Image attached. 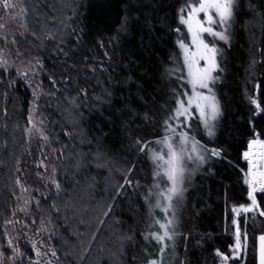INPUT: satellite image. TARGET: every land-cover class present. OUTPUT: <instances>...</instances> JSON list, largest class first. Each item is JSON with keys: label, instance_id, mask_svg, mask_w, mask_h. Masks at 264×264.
Wrapping results in <instances>:
<instances>
[{"label": "trees", "instance_id": "trees-1", "mask_svg": "<svg viewBox=\"0 0 264 264\" xmlns=\"http://www.w3.org/2000/svg\"><path fill=\"white\" fill-rule=\"evenodd\" d=\"M16 2L26 8L16 50L23 61L38 59L43 65L42 87L49 97L41 100L40 114L48 120L51 148L57 149L53 159L63 152L58 164L63 191L57 196L52 187L39 207L32 204L27 223L39 227L43 220L55 232L51 244L57 257L51 256V264H146L158 251L154 241L144 239L151 223L145 195L153 164L135 142L157 146L176 107L172 90L182 92V83L167 69L178 54V11L190 0ZM229 38L215 41L220 49L215 90L222 109L216 135L206 136L197 121L183 130L209 149H223V158L211 157L194 175L185 193L176 256H164L163 264H225L217 249L229 257L226 264H257L264 193L255 194L260 208L239 218L241 242L245 232L248 238L240 258L231 251L232 208L251 203L242 153L255 133L264 139V113L254 115L249 100L255 97L264 108V0H236ZM31 105L28 84L0 66V261L11 254L8 221L21 198L16 180L22 184L30 160L24 128ZM133 165V186L116 198ZM21 247L17 264H34L29 244Z\"/></svg>", "mask_w": 264, "mask_h": 264}, {"label": "snow or ice", "instance_id": "snow-or-ice-1", "mask_svg": "<svg viewBox=\"0 0 264 264\" xmlns=\"http://www.w3.org/2000/svg\"><path fill=\"white\" fill-rule=\"evenodd\" d=\"M17 7L18 5L13 0H0V8L6 12H11ZM235 7L236 0H190L187 5L181 7L178 11L179 24L186 27L191 43H186L183 38L177 39L176 45L180 52L177 57H174L176 67L167 69V72L171 76L173 73L183 70L184 74L177 77V79L182 80L184 85L190 88V92L172 90L176 107L172 110V115L164 121L165 134L155 141V144L159 146L158 150L150 146L151 142H145L140 139H137L135 142V145L139 148V152L146 154L153 164V184L145 195V201L148 203L152 219L149 230L144 234V239L149 243L154 241L155 244L159 245V257L149 258L146 264H163V256L166 251L171 248L175 252L178 236L176 231L178 227L176 202L182 200L184 197L185 182L190 175L189 165L194 164L196 167H200L207 163L211 157L223 158V149H209L201 144L195 136L189 135L187 131L179 129H181L182 124H186L188 127L191 126L189 121L192 119L194 110L198 113V119L200 124L203 125L205 134L209 138L216 135L215 130L217 122L222 116V109L220 101L213 91V85L218 79L215 74L220 71L218 60L220 49L214 43L206 42L204 37L207 34L213 37V40L228 43L230 39L229 28L233 22ZM19 14L26 15V8L24 6H19ZM217 26L221 29L220 31L216 30ZM3 27L4 25L0 24V28ZM121 30H124V25H121ZM175 31L179 33L181 29L178 27ZM12 43H16V41L13 40ZM17 55L19 56L20 53L17 52ZM181 59L182 66L179 64V60ZM6 64L7 61L3 58L2 49H0V66ZM37 66L43 67L38 59L32 67L35 68ZM20 75L27 76V73H20ZM33 97L35 100L40 99V95L36 91H33ZM249 100L255 108L254 115L259 116L264 113V108L261 107V104L255 97H249ZM38 112L39 108L33 102L29 108L27 126L24 128V133L29 140L38 138L51 147V136L45 127L44 120H37L35 118ZM5 115H7L6 112ZM173 120L180 123H177L173 127L172 123H170ZM65 135L70 136V133L66 132ZM177 137L179 138L178 141ZM52 151L57 152V149L53 147ZM42 156L43 158L37 163L36 167L43 169V172L38 171L36 175L40 180L45 181V187H54L58 196L63 191L62 185L58 180L59 158L63 156V152L60 151L56 159L44 153H42ZM242 159L248 164L244 183L248 187L247 196L251 203L241 204L232 208L235 245L231 247V251L234 254L247 250L248 238L245 232L243 235L244 242H241L242 233L239 218L241 215L247 216L249 213H255L260 208L255 194L257 192L264 193V139L260 138L259 133H255L254 137L248 140L247 149L242 153ZM49 164L52 165L51 175L46 176ZM134 168L135 166L133 165L132 168L128 169L123 184H120L117 188L116 198L121 195L126 187L133 186L132 173L134 172ZM19 170L18 168L17 171ZM164 181H166V184L162 187L161 185ZM16 184L21 185L19 178H17ZM139 186V181H136L135 187L138 188ZM153 189H156V191L153 192ZM21 191L26 192L28 189L21 185ZM153 196H155V204L151 200ZM28 203L29 201L26 200L25 206L20 207L18 211L27 215ZM36 203L39 207L40 202L37 201ZM114 206V203L109 205L108 211L104 215H110ZM53 207L55 208V204H53ZM155 209H159L164 214L163 220L155 216ZM13 215H15V211ZM259 215L264 216V210H260ZM14 222L19 223V221ZM8 223H13V221H8ZM41 224V230H44L43 220ZM153 228L157 230L153 231ZM185 240H187V237H185ZM258 240L259 245L256 251V260L257 264H264V235H260ZM8 245L12 247L15 254L22 255L19 249L14 247L11 238L8 240ZM32 248L38 258L42 255H47V253H42L36 244H33ZM48 251L52 257H57L55 249H49ZM145 254L148 255L147 251ZM215 255L220 257L225 264L229 260V257L219 249L215 251ZM0 264H2V261H0ZM30 264H33V262L30 261ZM34 264H41V261L38 259ZM48 264H51V261H48ZM179 264H186V261L181 260Z\"/></svg>", "mask_w": 264, "mask_h": 264}, {"label": "rangeland", "instance_id": "rangeland-1", "mask_svg": "<svg viewBox=\"0 0 264 264\" xmlns=\"http://www.w3.org/2000/svg\"><path fill=\"white\" fill-rule=\"evenodd\" d=\"M13 2L16 3L18 7L13 9L11 12H6L4 9L0 8V24L4 25L3 28H0V49H2L3 58L7 61V64L2 67L6 71L15 70L18 73V75H20V73H25V72L27 73V76H23V75H20V76L23 78V80L28 84V86L31 89L32 104L33 102H35L36 106H38L39 108V112L36 113L35 118L37 120L43 119L45 122V127L49 132L48 120L45 118L44 114L43 115L40 114V110L44 109L43 105L41 104V100L49 97L45 89L42 87L41 78H42L43 68H40L39 66L35 68L32 67V65H34L36 61L25 62L22 59H20L19 56L17 55L16 45L15 43H12V41L15 40L16 37L22 36L21 34L25 33L24 14H19L20 5L18 4V2H16V0H13ZM201 19H203V17H201ZM180 29L181 31L178 33L179 38L185 39V42L190 44L191 41H190V38L188 37L186 27L183 25H180ZM216 30L220 31L221 29L217 26ZM204 38L206 42L214 43L216 47L218 46L215 43V41L225 43L224 41L213 40V37L208 36L207 34H205ZM179 52L180 50L178 48V54L176 56H173L172 58L171 68L176 67V64L174 63V57H177L179 55ZM179 64L182 66V59L179 60ZM182 74H184L183 70H181V72L173 73V76L177 78L181 76ZM179 81L182 83V92L183 91L190 92V88L184 85L182 80H179ZM215 84L213 85V91L216 94ZM33 91H36L40 95L39 100H35V98L33 97ZM193 121H197L201 129L204 130L203 125L200 124L199 122L198 113H196L194 110H193L192 119L189 121V124L191 126L188 127V125L182 124L181 129L186 130L188 128H191ZM170 123H172L173 127H175L176 124L180 122L173 120V121H170ZM204 134H205V131H204ZM178 139L179 138L177 137V141ZM29 143H30V147H29L30 160L25 168V173L22 175V184H21L22 186L26 187L28 191L26 192L21 191V198L15 210V215L13 216V219H12L13 223L8 224L7 241L9 240V238H11L13 240L14 247L19 249V252L22 253V255H23V249L21 245L23 243H28L31 248L33 244H36L37 248H39V250L42 253H47V255H42L41 257L38 258L36 257L35 252L33 251L34 256H35L34 261L39 259L40 261L43 260V262H45L51 259V254L48 250L53 249L51 240L55 236V232L53 231V229L50 227L48 223H44L43 225L44 230H41L42 224L39 225V227L31 226L32 224L27 223V217L29 215V209L31 205L37 202L38 200H40V198L46 196L52 188L51 186L45 187V181H42L37 177L36 173L38 171L43 172V169H38L36 165L43 158L42 153H44L45 155H49L52 158H54V153L51 147L47 146L45 142L39 140L38 138L29 140ZM152 148H155L158 150L159 146L157 145L156 147H152ZM201 167L202 166L196 167V165L194 164L189 165L190 175H189V178L185 182L184 197L182 200H179L176 202V218L178 221V227L176 229L178 236H177L176 243L178 242V238H180L179 237L180 236L179 225H180V220H181V212L183 210V206H184L183 204L185 201V193L191 186L194 175L199 171ZM152 174H153V170H152ZM50 175H51V169H50V166L48 165V172L46 173V176H50ZM152 178H153V175H152ZM165 184H166V181L162 182L161 186L163 187ZM155 191L156 189H153V192ZM26 200L29 201V203L27 204V208H28L27 215L23 212L18 211L20 207L25 206ZM151 200H152V203L155 204V196H153ZM154 214L158 219H161V220L164 219V214L159 209H155ZM149 219L151 222V219H152L151 215ZM14 221H19V223H15ZM152 230L155 231L157 229L154 228ZM7 245H8V242H7ZM9 248L11 249V254L9 257H2L1 259L2 264H17L18 260L21 259L22 255L15 254L13 252L12 247H9ZM169 250H171V252ZM241 253L239 254L233 253V255L236 258H240ZM171 254L173 255V257L176 256V255L174 256L172 249L169 248L168 251H166V253L164 254V256L168 258ZM164 256H163V259H166ZM158 257H159V245H158L157 255L154 258H158ZM164 264H171V263L169 261V262H164Z\"/></svg>", "mask_w": 264, "mask_h": 264}]
</instances>
